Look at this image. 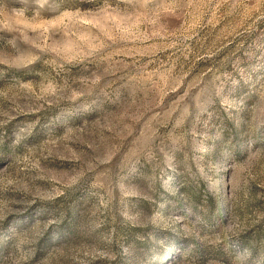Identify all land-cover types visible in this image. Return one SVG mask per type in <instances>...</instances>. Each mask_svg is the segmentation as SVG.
<instances>
[{
	"label": "rangeland",
	"instance_id": "obj_1",
	"mask_svg": "<svg viewBox=\"0 0 264 264\" xmlns=\"http://www.w3.org/2000/svg\"><path fill=\"white\" fill-rule=\"evenodd\" d=\"M0 264H264V0H0Z\"/></svg>",
	"mask_w": 264,
	"mask_h": 264
}]
</instances>
